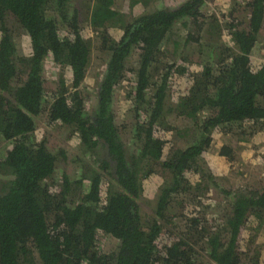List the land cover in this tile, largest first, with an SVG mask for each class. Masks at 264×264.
<instances>
[{
    "label": "trees",
    "instance_id": "1",
    "mask_svg": "<svg viewBox=\"0 0 264 264\" xmlns=\"http://www.w3.org/2000/svg\"><path fill=\"white\" fill-rule=\"evenodd\" d=\"M206 1L186 0L129 20L114 0H0V136L12 144L0 156V264H264L256 236L264 224V187L222 190L231 200L213 231L198 207L209 190L204 183L216 178L201 160L213 136L231 132L235 124L249 137L264 138V59L250 58L264 0L246 3V28L234 20L222 25L215 15L202 17L199 7ZM48 11L55 16L46 17ZM60 26L70 36L60 35ZM223 28L230 44L221 38ZM206 33L218 40L203 42ZM181 39L198 45L206 61L198 69L186 65ZM96 40L108 57L86 107L81 87L89 80ZM178 50L182 62H165ZM47 58L62 70L49 101L42 77ZM159 70L155 86L152 74ZM127 73L135 111L145 113L144 119L135 116L138 148L132 152L111 109L113 90L124 85ZM41 113L64 124L82 153L96 157L93 165L79 166L71 177L66 151L50 150L35 138L34 119ZM169 116L187 120L189 127L182 130ZM178 136L186 138L184 146L176 144ZM218 154L226 170L235 164L230 146ZM157 166L169 179L158 175ZM148 180L159 194L155 215L143 218L139 198ZM173 197H180V217L170 213ZM166 229L170 242L161 244ZM99 232L116 238L117 247L101 252ZM204 251L207 262L199 260Z\"/></svg>",
    "mask_w": 264,
    "mask_h": 264
},
{
    "label": "rangeland",
    "instance_id": "2",
    "mask_svg": "<svg viewBox=\"0 0 264 264\" xmlns=\"http://www.w3.org/2000/svg\"><path fill=\"white\" fill-rule=\"evenodd\" d=\"M185 1L186 0H138V2H136V0H114L113 6L115 9L123 11L126 17L131 20L133 17L138 16L145 11L162 8L175 9ZM247 2L248 0H208L199 7V12L204 18L211 15L217 16L222 25L225 24L224 22L234 20L241 24V28H246L248 22V10L246 7ZM83 4L85 3L83 2ZM83 12L85 11L83 10ZM52 16H55V12L48 11L46 17ZM82 16H85V14L80 15V21L83 23L84 17ZM8 21L11 23L12 17H8ZM59 34L62 36H70L69 31L63 26L59 27ZM221 38L223 41L229 44L231 43L230 35L227 34L226 28H223ZM217 40V36L213 37L208 33L203 36V42H215ZM184 41L185 40L183 39L180 40L179 50L184 51L188 56L189 65H186L192 66L194 69H198V67L206 61L203 60L204 57L199 56L200 54L198 53L197 44H185ZM204 44L205 43H203L200 47L201 49L206 48ZM167 48L172 50L171 44H169ZM107 57V53L98 48L97 40L94 41L93 49L90 55V63L87 68L89 80L81 87L84 95L87 96L85 103L86 107L90 105V98L95 95L97 81L102 76ZM250 58L253 62L258 61L259 59H264V20L258 33L256 43L250 52ZM172 59L178 60L177 62H182V54L180 53V55L175 56L170 55L167 59H165V62H171ZM211 64H213V62H211ZM61 71L60 66L53 63L51 59H45L42 71L44 100L49 101L51 99V93L57 89ZM161 73L162 71L159 70L158 72L154 71L152 74L154 75L152 77V82L153 84L155 83V86L156 84H159ZM131 78V75L127 73V81L123 82L124 85L120 84L114 88L111 109L113 111L114 122L118 127L121 139L124 141L126 148L132 152L136 151L138 148L137 141L134 138V124L135 121H137L136 118L138 119L139 117L144 119L145 113L144 110L141 112L135 111V104L130 98L132 97L133 91V86L131 85L134 84ZM155 86L147 90V99H150L152 94H154ZM165 102H168V104L171 103L169 94ZM168 118L173 125L182 128V130L189 127V122L181 117L174 118L169 116ZM34 121V135L37 140H45L47 147L50 150L56 151L62 148L66 151V171L71 177H76L79 174V166L93 165V160H95L96 157L82 153L78 138L75 136L69 138L67 127L64 124L59 121L50 122L46 113L39 114L35 117ZM230 130L231 132L226 130L220 132L217 136H213L210 146L203 152V157L201 158L204 166L216 176L213 182L210 181L208 183H204V186L206 185L204 189L209 190L203 196V201L199 199L200 205H198L201 214L208 218V227L210 231L219 227L224 208L231 200V196L225 194L222 190L240 189L255 191L264 187V138L258 136L260 140H256L253 136L249 137L242 133V131L238 129L235 124L232 125ZM174 140L177 145L184 146L186 138L178 136L174 138ZM11 145V141L5 140L0 136V156H3ZM223 145L230 146L234 152L235 164L228 170H226L227 163H225L218 154L219 148ZM155 170L163 179H169L170 174L167 170L160 166H157ZM155 177L156 176H151L150 179L154 180ZM87 185L88 183L85 182V187H87ZM158 194L159 192L155 188L151 187L149 180L147 186L144 183L143 194L139 198L140 215L143 218L146 216L153 217L155 215V201ZM173 199L170 213L177 214L180 217L182 216V213H184L178 206L180 197L176 199L173 197ZM188 208L189 207H187L186 210ZM178 216H176L174 224H178L180 222ZM248 233H252L250 229L247 230L246 234ZM256 236L258 244L262 246V252L264 253V224L263 227H258ZM248 237L249 236H246L245 238L247 239ZM158 240L161 244L170 242V239H168L167 236V229L161 233ZM97 241L98 248L103 253L111 252L118 244V240L116 238L103 232H99L97 234ZM245 244V241H243L242 246L245 247ZM200 246L204 247V243L200 242ZM195 250L199 251V247ZM200 255V261H209L205 251L204 255L202 253H200Z\"/></svg>",
    "mask_w": 264,
    "mask_h": 264
},
{
    "label": "water",
    "instance_id": "3",
    "mask_svg": "<svg viewBox=\"0 0 264 264\" xmlns=\"http://www.w3.org/2000/svg\"><path fill=\"white\" fill-rule=\"evenodd\" d=\"M68 86H70V84H68ZM68 86H67V87H68Z\"/></svg>",
    "mask_w": 264,
    "mask_h": 264
}]
</instances>
